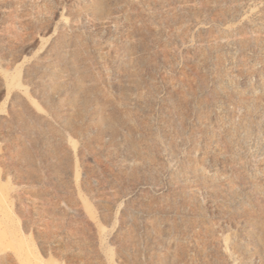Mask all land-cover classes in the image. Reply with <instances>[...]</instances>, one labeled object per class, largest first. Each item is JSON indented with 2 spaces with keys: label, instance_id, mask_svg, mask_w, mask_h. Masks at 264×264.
<instances>
[{
  "label": "rangeland",
  "instance_id": "rangeland-1",
  "mask_svg": "<svg viewBox=\"0 0 264 264\" xmlns=\"http://www.w3.org/2000/svg\"><path fill=\"white\" fill-rule=\"evenodd\" d=\"M0 264H264V0H0Z\"/></svg>",
  "mask_w": 264,
  "mask_h": 264
}]
</instances>
